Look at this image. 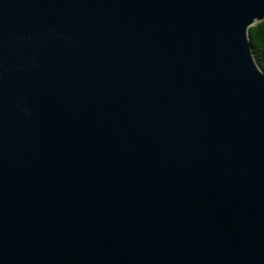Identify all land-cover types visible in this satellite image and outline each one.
<instances>
[{"label":"water","instance_id":"1","mask_svg":"<svg viewBox=\"0 0 264 264\" xmlns=\"http://www.w3.org/2000/svg\"><path fill=\"white\" fill-rule=\"evenodd\" d=\"M264 0H0V264H264Z\"/></svg>","mask_w":264,"mask_h":264},{"label":"trees","instance_id":"2","mask_svg":"<svg viewBox=\"0 0 264 264\" xmlns=\"http://www.w3.org/2000/svg\"><path fill=\"white\" fill-rule=\"evenodd\" d=\"M246 38L255 64L264 73V18L247 28Z\"/></svg>","mask_w":264,"mask_h":264}]
</instances>
